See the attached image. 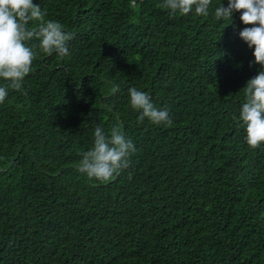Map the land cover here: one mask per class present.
Returning <instances> with one entry per match:
<instances>
[{"label": "trees", "instance_id": "1", "mask_svg": "<svg viewBox=\"0 0 264 264\" xmlns=\"http://www.w3.org/2000/svg\"><path fill=\"white\" fill-rule=\"evenodd\" d=\"M219 2L170 17L161 0H33L75 38L65 57L36 49L27 96L0 104V264H264V145L232 119L262 69ZM130 88L173 126L138 122ZM120 124L131 166L89 180L94 129Z\"/></svg>", "mask_w": 264, "mask_h": 264}, {"label": "clouds", "instance_id": "2", "mask_svg": "<svg viewBox=\"0 0 264 264\" xmlns=\"http://www.w3.org/2000/svg\"><path fill=\"white\" fill-rule=\"evenodd\" d=\"M212 3L213 0H161L158 7L166 10L170 17L190 14L207 17ZM237 12L246 26L240 30L239 37L249 49H254L253 63L262 70L246 82L239 116L234 115L232 119L244 129L248 147L256 150L264 145V0H227L226 7L220 0L214 9V18L230 22V26ZM45 16L33 0H0V80L5 82L0 85V104L5 103L9 89L27 96L24 82L33 70L38 55L36 49L46 55L55 53L65 57L69 54L68 45L75 34L56 20H46ZM32 40H37L38 44L30 46ZM113 88L118 90L119 86ZM129 106L139 113L138 122L147 118L155 126H173L169 109L156 107L147 92L130 88ZM122 128L120 124L105 132L103 127L97 126L93 146L81 153L77 171L89 180L108 182L129 169L137 149ZM128 175L131 179L132 174Z\"/></svg>", "mask_w": 264, "mask_h": 264}]
</instances>
